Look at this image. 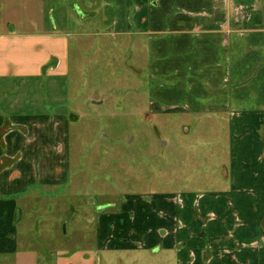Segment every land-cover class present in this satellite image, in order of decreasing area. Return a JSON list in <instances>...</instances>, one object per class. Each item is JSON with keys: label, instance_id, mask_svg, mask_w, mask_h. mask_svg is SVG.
Returning a JSON list of instances; mask_svg holds the SVG:
<instances>
[{"label": "crops", "instance_id": "0c3cea01", "mask_svg": "<svg viewBox=\"0 0 264 264\" xmlns=\"http://www.w3.org/2000/svg\"><path fill=\"white\" fill-rule=\"evenodd\" d=\"M55 1L0 0V16L17 21L0 24V264L80 262L51 244L56 235L37 232L47 200L70 188L73 116L48 105L6 110L14 82L69 74L68 27L39 30V15L54 7L56 21L69 22L73 7ZM75 3L84 28L93 17L145 47L153 113L228 126L223 184L128 193L99 205L94 252L161 249L176 264H264V0ZM21 16L29 22L18 23Z\"/></svg>", "mask_w": 264, "mask_h": 264}, {"label": "rangeland", "instance_id": "374dc122", "mask_svg": "<svg viewBox=\"0 0 264 264\" xmlns=\"http://www.w3.org/2000/svg\"><path fill=\"white\" fill-rule=\"evenodd\" d=\"M67 1L73 10L64 26L56 21V7L55 12L39 15L38 22L43 27L39 30L68 27V76L16 81L13 95L6 97V110L10 105L17 111L27 104L42 109L48 105L53 113L74 119L70 126L73 173L66 186L70 188L56 190L47 200L51 209L39 215L37 232L56 235L51 244L80 262L89 256L91 264H176L174 253L161 249L94 252L92 220L99 205L119 203L128 193L184 187L207 190L223 184L219 171L227 155L228 126L225 122L219 127L199 125L192 117L153 113L145 47L129 37L111 35L93 17L84 28L76 0ZM28 17H18V23L29 22ZM12 18L0 16L3 28ZM44 90L48 95H41Z\"/></svg>", "mask_w": 264, "mask_h": 264}]
</instances>
